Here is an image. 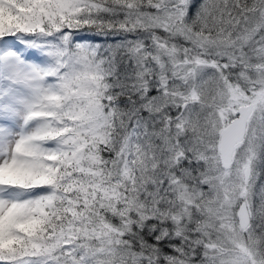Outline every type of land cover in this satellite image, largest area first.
<instances>
[{"label":"snow or ice","instance_id":"6c2138e0","mask_svg":"<svg viewBox=\"0 0 264 264\" xmlns=\"http://www.w3.org/2000/svg\"><path fill=\"white\" fill-rule=\"evenodd\" d=\"M0 264H264V0H0Z\"/></svg>","mask_w":264,"mask_h":264}]
</instances>
